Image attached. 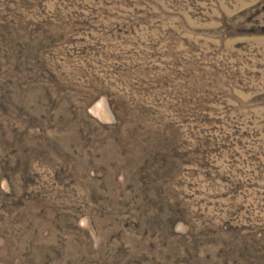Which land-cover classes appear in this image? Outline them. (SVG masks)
<instances>
[{
	"label": "rangeland",
	"instance_id": "obj_1",
	"mask_svg": "<svg viewBox=\"0 0 264 264\" xmlns=\"http://www.w3.org/2000/svg\"><path fill=\"white\" fill-rule=\"evenodd\" d=\"M0 264H264V0H0Z\"/></svg>",
	"mask_w": 264,
	"mask_h": 264
}]
</instances>
